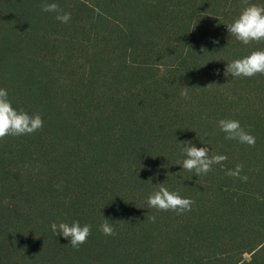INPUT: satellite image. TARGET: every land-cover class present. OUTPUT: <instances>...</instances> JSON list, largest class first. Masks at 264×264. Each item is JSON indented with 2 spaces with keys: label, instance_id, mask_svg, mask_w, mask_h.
Returning a JSON list of instances; mask_svg holds the SVG:
<instances>
[{
  "label": "trees",
  "instance_id": "16d2710c",
  "mask_svg": "<svg viewBox=\"0 0 264 264\" xmlns=\"http://www.w3.org/2000/svg\"><path fill=\"white\" fill-rule=\"evenodd\" d=\"M246 6L0 0V89L44 121L0 142V264H264V75L224 74L264 50L227 31ZM221 119L238 120L255 146L226 140ZM183 141L228 159L198 177L182 169ZM237 164L247 182L226 175ZM164 183L192 211L150 208ZM104 219L119 222L115 236L101 233ZM73 221L91 226L78 250L50 227Z\"/></svg>",
  "mask_w": 264,
  "mask_h": 264
},
{
  "label": "clouds",
  "instance_id": "9594fccd",
  "mask_svg": "<svg viewBox=\"0 0 264 264\" xmlns=\"http://www.w3.org/2000/svg\"><path fill=\"white\" fill-rule=\"evenodd\" d=\"M244 3L247 6L243 8L238 18L226 25L227 31L230 36L235 37L238 42L245 46L264 43V5L248 4V0H244ZM41 10L45 13H55L56 20L61 23H68L71 19V13L64 12L59 4L54 2L42 3ZM214 43H218V41H214ZM224 74L226 77L231 75L233 78H253L257 74L264 75V50L253 51L244 58L227 63ZM185 89L188 88L185 87ZM181 95L186 97L187 91L182 92ZM43 127L44 121L39 113L29 115L23 110L13 108L8 98V91L0 89V142L5 141L10 136L32 135L42 130ZM218 128L225 134L226 140H235L249 147L255 146V137L251 135L250 131H246L238 120L221 119L218 121ZM178 144L181 146V152L186 156L181 162L182 169L193 172L198 177L207 175L213 170L214 165H220L223 168L224 162L228 159L225 155L211 153L209 148L205 146L197 148L192 141H183ZM242 171L243 165L237 164L234 170L228 169L226 175L247 182L248 177L242 176ZM155 188L156 190L147 198V204L150 208L158 212L171 211L177 215L192 211L195 204L194 200L182 198L178 193L170 192L165 187V183L157 185ZM147 219L149 222H155L156 217L148 216ZM114 223L119 222H110L108 219H104L100 226L101 233L105 236H115ZM50 227L54 235H62L64 239L69 241V245L77 250L87 243L91 235V226H81L79 221H73L71 224L52 223Z\"/></svg>",
  "mask_w": 264,
  "mask_h": 264
},
{
  "label": "rangeland",
  "instance_id": "374dc122",
  "mask_svg": "<svg viewBox=\"0 0 264 264\" xmlns=\"http://www.w3.org/2000/svg\"><path fill=\"white\" fill-rule=\"evenodd\" d=\"M248 258V256H246Z\"/></svg>",
  "mask_w": 264,
  "mask_h": 264
}]
</instances>
